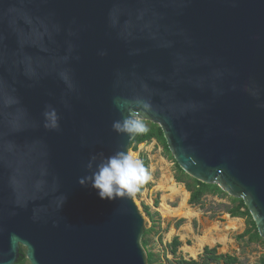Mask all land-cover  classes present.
Here are the masks:
<instances>
[{
  "label": "water",
  "instance_id": "1",
  "mask_svg": "<svg viewBox=\"0 0 264 264\" xmlns=\"http://www.w3.org/2000/svg\"><path fill=\"white\" fill-rule=\"evenodd\" d=\"M138 101L264 238V0H0V264H149L134 195L78 182Z\"/></svg>",
  "mask_w": 264,
  "mask_h": 264
},
{
  "label": "rangeland",
  "instance_id": "2",
  "mask_svg": "<svg viewBox=\"0 0 264 264\" xmlns=\"http://www.w3.org/2000/svg\"><path fill=\"white\" fill-rule=\"evenodd\" d=\"M164 151L156 139L140 143L136 150L133 148L129 150L142 162L144 156L148 159L145 168L150 178L140 186L143 187L140 195L137 192L133 194L145 218L146 228H150L153 224L156 225L146 248L159 254L163 264H171L175 257L170 252L169 243L175 236H179L182 240L179 253L186 258H197L207 245L211 247L219 245V252L237 254L245 264H262L264 260L263 242L247 244L236 239V235L244 232L247 225L245 218L231 217L226 211V208L232 205L229 197L221 198L217 195L207 194L203 206L192 205L189 203V192L187 203L192 210L190 215H165L162 212L161 206L164 200L173 208H178L183 200L182 195H176L169 190L168 186L172 184V180L186 189L185 183L176 181L175 161ZM156 200L159 202L158 205H156ZM146 207L154 213L155 222L147 215ZM179 219L184 220L181 225L177 226L176 223ZM231 220H235L236 227L230 226ZM204 235L216 240L201 245L199 251L193 255L188 251L187 246H197L199 238ZM24 250L26 249L24 248ZM22 264H30V262L27 260Z\"/></svg>",
  "mask_w": 264,
  "mask_h": 264
},
{
  "label": "trees",
  "instance_id": "3",
  "mask_svg": "<svg viewBox=\"0 0 264 264\" xmlns=\"http://www.w3.org/2000/svg\"><path fill=\"white\" fill-rule=\"evenodd\" d=\"M144 123L147 126L148 131L143 134H138L135 136L131 143V148L138 149L140 143L145 141H151L156 139L158 143L164 148L165 154L175 161L176 164V174L175 178L177 182L185 183L186 189L190 192L189 203L192 205H204L205 196L207 194L217 195L221 198L229 197L232 205L226 208V211L231 215V217H242L246 220V229L244 232L236 235V239L240 242L252 243V242H263L264 238L260 236L257 225L247 208L244 200L242 198H236L230 196L226 191L221 189L217 184H210L202 182L189 174H187L176 162L173 157L169 146L167 144L163 129L156 123L152 121H145ZM143 164L146 166L148 164V159L146 156L143 157ZM143 190V187H140L137 194L140 195ZM158 200H156V205H158ZM146 213L151 217V220L154 221V213H152L148 207H146ZM184 219H179L176 223L177 226L181 225ZM155 222V221H154ZM153 224L150 228H146L143 243L145 247L148 246L149 237L155 228ZM182 245V240L179 236H175L171 243H169L170 252L174 255L175 260L171 261V264H245L242 262L241 258L237 254L232 253H223L219 252V245L216 246H205L204 251L197 257L186 258L179 253V247ZM148 251L149 264H163L160 260V255L153 250ZM28 259L24 248H22V254L17 262V264H22ZM264 264V260L263 263Z\"/></svg>",
  "mask_w": 264,
  "mask_h": 264
},
{
  "label": "clouds",
  "instance_id": "4",
  "mask_svg": "<svg viewBox=\"0 0 264 264\" xmlns=\"http://www.w3.org/2000/svg\"><path fill=\"white\" fill-rule=\"evenodd\" d=\"M116 103L119 109L126 112L122 119L113 121L112 128L117 134L134 136L148 131L142 118L143 113L150 110L148 103L138 101L132 106H127V102ZM44 116L47 129L59 128V116L54 108L46 110ZM86 168L90 174L79 178L78 182L97 190L101 199L131 197L150 178L143 162L133 153L124 150L107 157L103 154L92 155ZM65 200L64 196L63 202Z\"/></svg>",
  "mask_w": 264,
  "mask_h": 264
},
{
  "label": "bare ground",
  "instance_id": "5",
  "mask_svg": "<svg viewBox=\"0 0 264 264\" xmlns=\"http://www.w3.org/2000/svg\"><path fill=\"white\" fill-rule=\"evenodd\" d=\"M169 187V190H171L172 193L176 194V195H182L183 196V200L181 202V205L178 208H173L172 206H170L166 200H164L163 205L161 206V210L165 215H176V214H183V215H190L192 213V210L189 208L188 203H187V198L189 197V191L184 189V187L180 186L178 183H176L175 181L172 180V184ZM194 213V212H193ZM236 223L235 220H231L230 222V226L231 227H236ZM216 239L211 238L207 235L201 236L199 238L198 241V245L197 246H191L188 245L187 249L188 251H190L193 255H195L201 245L205 244V243H212L214 242ZM224 241V240H223ZM226 241V240H225Z\"/></svg>",
  "mask_w": 264,
  "mask_h": 264
}]
</instances>
